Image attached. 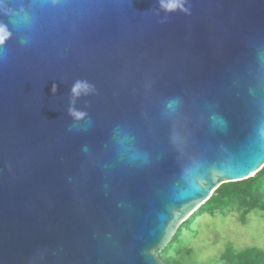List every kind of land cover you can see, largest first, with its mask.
<instances>
[{"label": "water", "instance_id": "water-1", "mask_svg": "<svg viewBox=\"0 0 264 264\" xmlns=\"http://www.w3.org/2000/svg\"><path fill=\"white\" fill-rule=\"evenodd\" d=\"M263 168L264 0H0V264H166Z\"/></svg>", "mask_w": 264, "mask_h": 264}, {"label": "trees", "instance_id": "trees-1", "mask_svg": "<svg viewBox=\"0 0 264 264\" xmlns=\"http://www.w3.org/2000/svg\"><path fill=\"white\" fill-rule=\"evenodd\" d=\"M253 211L264 213V168L244 181L221 185L212 197L185 221L161 256L166 264H196V248L192 241L200 236L199 219L204 215L217 217L238 214L247 224ZM196 225V226H195ZM199 264H264V249L259 246L237 247L232 242Z\"/></svg>", "mask_w": 264, "mask_h": 264}, {"label": "rangeland", "instance_id": "rangeland-1", "mask_svg": "<svg viewBox=\"0 0 264 264\" xmlns=\"http://www.w3.org/2000/svg\"><path fill=\"white\" fill-rule=\"evenodd\" d=\"M198 224L200 236L191 242V246L196 248L194 256L196 264L218 254L228 242L234 243L237 247L253 245L264 249L263 212L253 211L247 224L239 220L238 214L226 217L222 215L212 217L207 214L199 219Z\"/></svg>", "mask_w": 264, "mask_h": 264}, {"label": "clouds", "instance_id": "clouds-1", "mask_svg": "<svg viewBox=\"0 0 264 264\" xmlns=\"http://www.w3.org/2000/svg\"><path fill=\"white\" fill-rule=\"evenodd\" d=\"M76 93L79 94V89L78 88H76ZM73 115L79 117L80 114L79 113H73Z\"/></svg>", "mask_w": 264, "mask_h": 264}]
</instances>
